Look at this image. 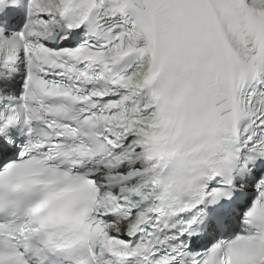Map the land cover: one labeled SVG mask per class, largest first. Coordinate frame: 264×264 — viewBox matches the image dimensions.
Segmentation results:
<instances>
[{
    "label": "snow or ice",
    "instance_id": "1",
    "mask_svg": "<svg viewBox=\"0 0 264 264\" xmlns=\"http://www.w3.org/2000/svg\"><path fill=\"white\" fill-rule=\"evenodd\" d=\"M0 264H264V0H0Z\"/></svg>",
    "mask_w": 264,
    "mask_h": 264
}]
</instances>
